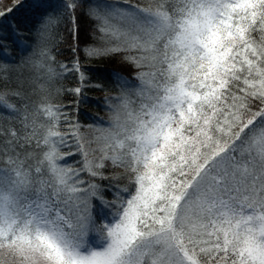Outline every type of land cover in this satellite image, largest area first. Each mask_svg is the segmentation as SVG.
Wrapping results in <instances>:
<instances>
[{
	"label": "snow or ice",
	"instance_id": "obj_1",
	"mask_svg": "<svg viewBox=\"0 0 264 264\" xmlns=\"http://www.w3.org/2000/svg\"><path fill=\"white\" fill-rule=\"evenodd\" d=\"M18 9L43 31L55 23L50 0H29L26 9L16 0L0 10V24ZM88 14L107 45L89 57L135 50L127 59L151 70L138 73V86L115 75L125 94L110 125L93 122L95 159L78 125L59 130L58 106L41 104L38 124L26 103L21 111L0 94V109L21 125L0 129V250L15 264H264V0L97 3ZM61 68L80 73L72 91L82 96L79 62ZM24 85L11 93L22 102ZM70 140L82 167L67 163L72 152L61 154ZM33 141L42 155L22 158L16 148ZM109 164L124 170L111 179L126 176L135 189L114 186L112 203L81 176L109 179ZM90 232L98 243L86 242Z\"/></svg>",
	"mask_w": 264,
	"mask_h": 264
},
{
	"label": "trees",
	"instance_id": "obj_2",
	"mask_svg": "<svg viewBox=\"0 0 264 264\" xmlns=\"http://www.w3.org/2000/svg\"><path fill=\"white\" fill-rule=\"evenodd\" d=\"M15 2L16 0H0V10L12 6ZM23 2L26 9L29 0ZM70 2L72 0H50L55 13V23L48 31H43L37 19L20 9L8 15L0 24V94H4L6 103L16 105L21 111L22 104L26 103L29 120L35 118L38 124L44 122L42 115L37 116L41 104L50 103L58 106L61 111L59 130L62 133H69L72 126L78 125L79 135L89 152V159H95L99 156L98 152H93V149L98 147L94 140L98 133L93 127V122L103 121L105 127L110 125L115 117L113 111L115 108L106 101L107 97H115L116 101V98L119 99L120 94L124 93L117 85L115 75L118 74L130 82L140 83L138 73L149 68H137L130 59H127L138 55L135 50L92 57L86 54L90 48L107 46L99 31L101 22L88 14L89 6L97 3H119L155 8L159 0H77L78 7L74 11L66 8ZM45 51L49 54L48 57L42 56ZM76 61L79 62V68L86 77L80 97L72 91L81 87L80 73L65 72L61 68V65H66L68 69H72ZM41 63L43 67L39 66ZM49 67L54 69L55 75L48 71ZM19 80L25 82L23 102L11 94L16 90ZM97 85L101 87L98 88ZM83 97L87 99L84 100ZM255 107H259L258 102ZM12 116L13 114L8 111L0 109V129L21 127ZM65 116L67 120L64 119ZM89 141H93L90 146ZM4 151V137L0 136V167H7L4 163L6 159ZM16 152H19L22 158L32 155L39 159L42 155L35 141L31 145L25 144L24 148L17 147ZM16 152L11 154L15 155ZM67 152L73 153L72 156L65 157L67 163L82 167L78 162H81L83 157L77 151L75 140L69 141V147L61 148V154ZM35 159L29 162L34 163ZM123 173L122 168H113L109 164L104 169V175L109 179L91 178L87 173H81V176L105 189V198L112 203L115 196L112 190L114 186L118 185L121 189L128 186L133 193L135 191L126 176L119 181L111 179ZM124 195L125 198L128 197L127 193ZM115 211V207L110 210L112 213ZM101 222L97 221L98 224ZM88 236L91 239L86 237V242L93 244L99 242V236L95 232H90ZM3 252L4 250H0V264H15V258Z\"/></svg>",
	"mask_w": 264,
	"mask_h": 264
},
{
	"label": "rangeland",
	"instance_id": "obj_3",
	"mask_svg": "<svg viewBox=\"0 0 264 264\" xmlns=\"http://www.w3.org/2000/svg\"><path fill=\"white\" fill-rule=\"evenodd\" d=\"M150 70H151V69H147L146 71H150ZM146 71H144V72H146ZM131 84H132L133 86H138L140 83H134V82H131ZM124 94H125V93L120 94L119 99L116 98V101L114 100L115 97H112V96L107 97V100H106V101H109L108 103H109L110 105L114 106L115 109H118L119 106H120V103H121V99L123 98ZM130 98H131V99H135V100L137 99V97H136L134 94H132ZM111 99H112V100H111ZM134 107H138V104H137L136 106H134ZM115 109H114L113 111H114L115 116H116V111H115ZM124 118H125L124 114L121 113V120L123 121ZM40 131H41V133L43 132L42 130H40ZM102 223H103V222H101V224H102ZM96 235H97V234H96ZM88 237H89V240H90V239H91L90 236H87V239H88ZM96 237H97V236H96ZM99 239H100V238H99ZM6 252H7V251L4 250L3 254L6 253Z\"/></svg>",
	"mask_w": 264,
	"mask_h": 264
}]
</instances>
